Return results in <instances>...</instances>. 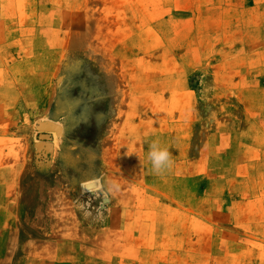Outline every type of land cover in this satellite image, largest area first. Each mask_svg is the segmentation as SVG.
<instances>
[{
	"label": "rangeland",
	"instance_id": "374dc122",
	"mask_svg": "<svg viewBox=\"0 0 264 264\" xmlns=\"http://www.w3.org/2000/svg\"><path fill=\"white\" fill-rule=\"evenodd\" d=\"M0 264H264V0H0Z\"/></svg>",
	"mask_w": 264,
	"mask_h": 264
},
{
	"label": "clouds",
	"instance_id": "9594fccd",
	"mask_svg": "<svg viewBox=\"0 0 264 264\" xmlns=\"http://www.w3.org/2000/svg\"><path fill=\"white\" fill-rule=\"evenodd\" d=\"M147 160L151 164V171L156 175H164L171 170L174 163L168 148L162 147L155 140L149 145Z\"/></svg>",
	"mask_w": 264,
	"mask_h": 264
},
{
	"label": "water",
	"instance_id": "95a60500",
	"mask_svg": "<svg viewBox=\"0 0 264 264\" xmlns=\"http://www.w3.org/2000/svg\"><path fill=\"white\" fill-rule=\"evenodd\" d=\"M40 138H41L42 140H49V139H50V135H48V134H41V135H40Z\"/></svg>",
	"mask_w": 264,
	"mask_h": 264
}]
</instances>
